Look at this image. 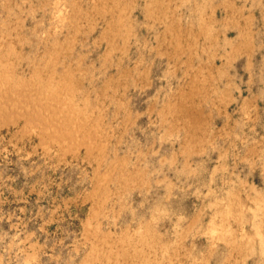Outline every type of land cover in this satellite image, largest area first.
<instances>
[{"label": "rangeland", "instance_id": "obj_1", "mask_svg": "<svg viewBox=\"0 0 264 264\" xmlns=\"http://www.w3.org/2000/svg\"><path fill=\"white\" fill-rule=\"evenodd\" d=\"M106 1L0 0V53L4 56H0V68L7 67L12 75L6 84H11L6 87L9 92L4 94L8 104L15 95L17 99L7 111L0 106V264H111L109 255L111 260H121L120 264H264V0ZM14 50L18 53L11 54ZM40 54L43 60H37ZM42 78L53 81L52 85L46 83L50 90L34 86ZM70 86L76 87L75 92ZM60 96L72 103L51 101ZM58 108L73 113L64 121L66 112ZM170 111L172 114L166 113ZM183 115H190L189 119ZM93 195L99 197V203L91 199ZM229 209L231 214H227ZM91 214H96L95 219ZM216 227L221 230L213 229ZM119 245L127 248L130 257L127 253L118 257ZM130 246L145 251L136 254L138 248L135 251Z\"/></svg>", "mask_w": 264, "mask_h": 264}, {"label": "bare ground", "instance_id": "obj_2", "mask_svg": "<svg viewBox=\"0 0 264 264\" xmlns=\"http://www.w3.org/2000/svg\"><path fill=\"white\" fill-rule=\"evenodd\" d=\"M105 1H106V0H105ZM113 1H114V0H113ZM118 1H119V0H118ZM156 1H157V0H156ZM158 1H160V0H158ZM185 1H186V0H185ZM94 2H95V1H94ZM106 2H107V1H106ZM152 2H153V1H152ZM152 2L150 1V4H151ZM175 2H176V1H175ZM226 2H227V1H226ZM7 3H8V2H7ZM113 3H114V2H113ZM129 3L131 4V2H129ZM134 3H135V2H134ZM153 3H154V2H153ZM163 3H164V2H163ZM227 3H228V2H227ZM231 3H233V2H231ZM117 4H118V3H117ZM122 4H124V3H122ZM150 4H149V6H150ZM158 4H159V3H158ZM160 4H162V3L160 2ZM165 4H166V3H165ZM182 4H183V3H182ZM91 5H92V4H91ZM94 5H97V3H95ZM94 5H93V6H94ZM104 5H105V4H104ZM104 5H103V6H104ZM166 5H167V4H166ZM178 5H179V4H178ZM197 5H198V4H197ZM213 5H214V4H213ZM93 6H92V7H93ZM101 6H102V5H101ZM105 6H106V5H105ZM151 6H152V5H151ZM155 6H156V5H155ZM160 6H161V5H160ZM204 6H205V5H204ZM204 6H203V8H204ZM231 6H232V5H231ZM123 7H124V6H123ZM127 7H128V4H127ZM133 7H134V6H133ZM146 7H147V6H146ZM176 7H177V6H176ZM114 8H115V7H114ZM117 8H118V7H117ZM151 8H152V7H151ZM193 8H195V7H193ZM198 8H200V6H199ZM209 8H210V7H209ZM83 9H84V8H83ZM97 9H99V8H97ZM124 9H125V8H124ZM126 9H127V8H126ZM132 9H133V8H132ZM152 9H153V8H152ZM154 9H155V8H154ZM156 9H157V8H156ZM160 9H161V8H160ZM167 9H168V8H167ZM54 10H55V9H54ZM67 10H68V9H67ZM99 10H100V9H99ZM162 10H163V8H162ZM198 10H199V9H198ZM198 10H197V11H198ZM79 11H81V10H79ZM82 11H83V10H82ZM82 11H81V12H82ZM152 11H153V10H152ZM197 11H196V14H197ZM202 11H204V10H202ZM212 11H213V10H212ZM90 12H91V11H89L88 13H90ZM111 12H112V11H111ZM124 12H125V11H124ZM160 12H161V11H160ZM162 12H163V11H162ZM164 12H165V11H164ZM75 13H76V11H75ZM75 13H74V14H75ZM84 13H85V12H84ZM84 13H83V14H84ZM92 13H93V11H92ZM121 13H123V12H121ZM121 13H120V14H121ZM150 13H151V12H150ZM85 14H87V13H85ZM94 14H95V13H94ZM117 14H118V13H117ZM148 14H149V13H148ZM153 14H154V13H153ZM200 14H201V13H200ZM92 15H93V14H92ZM109 15H110V14H109ZM151 15H152V13H151ZM154 15H155V14H154ZM180 15H181V14H180ZM197 15H198V14H197ZM69 16H70V15H69ZM75 16H76V15H75ZM82 16H83V15H82ZM116 16H117V15H116ZM116 16H115L114 18H116ZM233 16H234V14H233ZM84 17H85V16H84ZM89 17H90V15H89ZM92 17H94V15H93ZM120 17H122L121 19L123 20V17H124V16L122 15V16H119V18H120ZM153 17H154V16H153ZM155 17H156V15H155ZM157 17H158V15H157ZM159 17H160V15H159ZM175 17H177V15H176ZM178 17H179V16H178ZM178 17H177V18H178ZM200 17H201V15H200ZM239 17H241V16H239ZM66 18H67V17H66ZM71 18H72V17H71ZM86 18H87V15H86ZM132 18H133V17H132ZM143 18H144V17H143ZM160 18H161V17H160ZM160 18H159V19H160ZM227 18H228V17H227ZM231 18H232V17H231ZM245 18H246V17H245ZM249 18H251V17H249ZM60 19H61V18H60ZM88 19H89V18H88ZM91 19H92V18H91ZM91 19H90V21H92ZM93 19H94V18H93ZM109 19H110V18H109ZM109 19H108V20H109ZM112 19H113V18H111V20H112ZM124 19H126V18H124ZM133 19H134V18H133ZM139 19H140V18H139ZM155 19H156V18H155ZM197 19H198V18H197ZM204 19H205V18H204ZM241 19H242V18H241ZM66 20H67V19H66ZM66 20H65V21H66ZM72 20H73V19H72ZM111 20H110V22H111ZM201 20H202V19H201ZM205 20H206V19H205ZM205 20H203V21H205ZM208 20H209V19H208ZM237 20H238V19H237ZM237 20H235V24H236V21H237ZM251 20H252V19H251ZM60 21H61V20H60ZM77 21H78V20H77ZM79 21H80V20H79ZM124 21H125V20H124ZM124 21H123V22H124ZM243 21H244V20H243ZM63 22H64V21H63ZM72 22H73V21H72ZM80 22H81V21H80ZM80 22H78V23L81 24L82 22H81V23H80ZM87 22H88V21H87ZM152 22H153V21H152ZM169 22H170V21H169ZM206 22H207V20H206ZM206 22H205V23H206ZM23 23H24V22H23ZM75 23H76V21H75ZM78 23H76V24H78ZM108 23H109V22H108ZM116 23H117V22H116ZM238 23H239V22H238ZM238 23H237V24H238ZM7 24H8V23H7ZM14 24H15V23H14ZM38 24H39V23H38ZM76 24H74V27H75ZM110 24H112V23H110ZM113 24H114V23H113ZM113 24H112V25H113ZM121 24H122V22H121ZM128 24H129V23H128ZM158 24H159V23H158ZM168 24H169V23H168ZM179 24H180V23H179ZM206 24L208 25V23H206ZM209 24H210V23H209ZM212 24H213V22H212ZM212 24H211V25H212ZM246 24H247V23H246ZM22 25H23V24H22ZM89 25H90V24H89ZM112 25H111V26H112ZM163 25H164V23H163ZM171 25H172V23H171ZM191 25H192V24H191ZM201 25H203V24L201 23ZM238 25H239V24H238ZM16 26H17V25H16ZM93 26H94V25H93ZM93 26H92V28H93ZM107 26H108V25H107ZM119 26H121V25H119ZM139 26H140V25H139ZM166 26H167V25H166ZM204 26H205V25H204ZM208 26H209V25H208ZM34 27H35V26H34ZM67 27H68V26H67ZM78 27H79V26H78ZM82 27H83V24H82ZM90 27H91V26H90ZM90 27H89V28H90ZM109 27H110V26H109ZM109 27H107V28L105 27V28L108 29ZM115 27H116V24H115ZM115 27L113 26L112 29L115 28ZM130 27H131V26H130ZM137 27H138V26H137ZM163 27H164V26H163ZM167 27H168V26H167ZM209 27H210V26H209ZM13 28H15V27H13ZM69 28H70V26H69ZM71 28H73V27H71ZM120 28H121V27H120ZM122 28H123V27H122ZM127 28H128V27H127ZM202 28H203V27H202ZM249 28H250V27H249ZM6 29H7V27H6ZM73 29H74V28H73ZM77 29H78V28H77ZM116 29H119V28H116ZM116 29H115V30H116ZM165 29H167V28H165ZM168 29H169V28H168ZM172 29H173V28H172ZM207 29H208V28H207ZM211 29H212V28H211ZM211 29H210V30H211ZM1 30H2V29H1ZM52 30H53V29H52ZM170 30H171V28H170ZM179 30H180V29H179ZM243 30H244V28H243ZM243 30H242V31H243ZM247 30H248V29H247ZM43 31H44V29H43ZM45 31H46V30H45ZM77 31H78V30H77ZM77 31L75 30L76 33H77ZM110 31H111V28H110ZM130 31H131V30H130ZM130 31H128V32H129V35H131V34H130ZM132 31H133V29H132ZM132 31H131V32H132ZM163 31H164V30H163ZM195 31H196V30H195ZM201 31H202V30H201ZM204 31H205V29H204ZM208 31H209V29H208ZM212 31H213V30H212ZM212 31H211V33L209 32L211 35H212ZM245 31H246V30H245ZM6 32H7V31H6ZM17 32H18V31H17ZM36 32H37V30H36ZM53 32H54V31H53ZM81 32H82V30H81ZM84 32H85V31H84ZM111 32H114V31L112 30ZM117 32H118V30H117ZM124 32H125V31H124ZM246 32H247V34H249L248 31H246ZM34 33H35V32H34ZM34 33H33V35H34ZM38 33H39V32H38ZM103 33H104V31H103ZM109 33H110V32H109ZM206 33H207V32H206ZM242 33H243V32H242ZM8 34H9V33H8ZM13 34H14V33H13ZM19 34H20V33H19ZM110 34H111V33H110ZM115 34H117V33H115ZM177 34H178V33H176V35H177ZM245 34H246V33H245ZM247 34H246V35H247ZM4 35H5V33H4ZM100 35H101V34H100ZM134 35H135V34H134ZM174 35H175V32H174ZM243 35H244V34H243ZM249 35H250V34H249ZM249 35H247V36H249ZM125 36H126V34H125ZM164 36H165V35H163V37H164ZM182 36H183V35H182ZM187 36H188V35H187ZM196 36H198V35H196ZM196 36H195V35H194V36L192 35V37H194V38H195ZM208 36H209V35H208ZM216 36H217V35H216ZM2 37H3V35H2ZM72 37H73V36H72ZM171 37H172V35H171ZM179 37H180V36H179ZM212 37H213V36H212ZM212 37H211V38H212ZM252 37H254V36H252ZM0 38H1V37H0ZM41 38H42V36H41ZM66 38H67V37H66ZM73 38H74V37H73ZM73 38H72V40H73ZM123 38H126V37H123ZM168 38H169V37H168ZM177 38H178V37H177ZM194 38H193V39H194ZM204 38H206V36H205ZM207 38H208V37H207ZM214 38H215V37H214ZM45 39H46V37H45ZM45 39H44V40H45ZM98 39H99V37H98ZM121 39H122V37H121ZM128 39H129V38H128ZM164 39H165V38H164ZM173 39H174V37H173ZM198 39H199V38H198ZM215 39H216V38H215ZM3 40H4V39H3ZM5 40H6V39H5ZM9 40H10V39H9ZM50 40L53 41V39H50ZM54 40H55V39H54ZM63 40H64V39H63ZM67 40H69V39H67ZM67 40H66V43H67ZM72 40H71V41H72ZM112 40H113V38H112ZM112 40H111V41H112ZM122 40H123V39H122ZM169 40H170V39H169ZM179 40H180V38L178 39V43H179ZM190 40H191V39H190ZM7 41H8V40H7ZM15 41L17 42V40H15ZM47 41H48V40H47ZM55 41H56V40H55ZM55 41H54V42H55ZM57 41H58V40H57ZM142 41H143V40H142ZM164 41H165V40H164ZM208 41H209V40H208ZM216 41H217V39H216ZM216 41H215V42H216ZM252 41H253V39H252ZM18 42H19V41H18ZM48 42H50V41H48ZM136 42H137V41H136ZM157 42H158V41H157ZM186 42H187V41H186ZM194 42H195V41H193V43H194ZM241 42H242V41H241ZM56 43H57V42H56ZM71 43H72V42H71ZM76 43H77V42H76ZM108 43H109V42H108ZM123 43H124V42H123ZM168 43H169V42H168ZM174 43H176V40H175ZM180 43H181V42H180ZM248 43H249V42H248ZM0 44H1V42H0ZM54 44H55V43H53V45H54ZM68 44H70V41L68 42ZM68 44H67V47H69ZM125 44H126V43H125ZM163 44H164V43H163ZM172 44H173V43H172ZM181 44H183V43H181ZM210 44H211V43H210ZM246 44H247V43H246ZM9 45H10V43H9ZM55 45H56V44H55ZM109 45H110V43H109ZM114 45H115V44L113 43V47H114ZM159 45H160V44H159ZM170 45H171V42H170ZM249 45H250V44H249ZM253 45H254V44H253ZM1 46H2V45H1ZM1 46H0V47H1ZM3 46H4V45H3ZM13 46H14V44H13ZM20 46H21V45H20ZM44 46L46 47V45H44ZM59 46H60V43H59ZM65 46H66V45H65ZM72 46H73V45H71V49H72ZM110 46H111V45H110ZM125 46H126V45H125ZM125 46L123 45L122 48H124ZM138 46H139V45H138ZM156 46H157V45H156ZM237 46H238V45H237ZM239 46H240V45H239ZM242 46H245V45H242ZM8 47H10V46H8ZM8 47H6V50H7ZM157 47H158V46H157ZM157 47H156V48H157ZM175 47H176V46H175ZM175 47H174V48H175ZM245 47H248V46H245ZM55 48H56V47H55ZM58 48H60V47H58ZM114 48H115V47H114ZM127 48H128V46H127ZM183 48H184V47H183ZM202 48H203V47H202ZM251 48H253V46H251ZM4 49H5V48H4ZM9 49H10V48H9ZM11 49H12V48H11ZM64 49H65V47H64ZM66 49H67V48H66ZM157 49H158V48H157ZM170 49H171V48H170ZM180 49H181V48H180ZM180 49H178V50H180ZM238 49H239V48H238ZM238 49H237V50H238ZM243 49H244V48H243ZM12 50H13V49H12ZM12 50H11V51H12ZM55 50H56V49H55ZM58 50H59V49H58ZM58 50H57V51H58ZM119 50H120V48H119ZM125 50H126V49H125ZM127 50H128V49H127ZM204 50H205V49H204ZM237 50H236V52H237ZM3 51H4V50H3ZM62 51H63V49H62ZM123 51H124V50H123ZM189 51H190V50H189ZM205 51H206V50H205ZM6 52H7V51H6ZM9 52H10V50H9ZM14 52H17V53H18V50H17V51L14 50L13 53L11 52V54H14ZM19 52H21V51H19ZM42 52H43V51H42ZM47 52L50 53L49 50H48ZM53 52H54V51H53ZM55 52H56V51H55ZM71 52H72V51H71ZM107 52H108V53L110 52L109 49H108ZM120 52H121V51H120ZM190 52H191V51H190ZM206 52H207V51H206ZM3 53H4V52H3ZM57 53H58V52H57ZM166 53H167V52H166ZM195 53H196V51H195ZM11 54H10V55H11ZM47 54H48V53H47ZM53 54H54V53H52V55H53ZM55 54H56V53H55ZM59 54H60V52H59ZM105 54H106V53H105ZM138 54H139V53H138ZM140 54H141V52H140ZM180 54H181V53H180ZM5 55H6V53H5ZM18 55H19V54H18ZM35 55H36V54H35ZM40 55H41V54H40ZM43 55H44V54H43ZM49 55H50V54H49ZM49 55H48V57H47L48 59L52 57V56L49 57ZM64 55L66 56V54H64ZM181 55H182V54H181ZM196 55H197V54H196ZM211 55H212V53H211ZM0 56L2 57L3 54L1 55V53H0ZM12 56H13V55H12ZM14 56L16 57L17 55H14ZM55 56L58 57L57 55H55ZM61 56H62V55H61ZM109 56H110V54H109ZM118 56H119V55H118ZM198 56H199V55H198ZM1 57H0V58H1ZM10 57H11V56H10ZM19 57H20V56H19ZM21 57L23 58V54H21ZM21 57H20V59H21ZM24 57H25V56H24ZM28 57H29V56H28ZM28 57H27V58H28ZM41 57H43V56L41 55L40 57H37V60H38V58H39V60H43V59H44V58H43V59H40ZM3 58H4V56H3ZM17 58H18V56H17ZM32 58H33V57H32ZM109 58H110V57H109ZM1 59H2V58H1ZM6 59H7V58H6ZM48 59H47V60H48ZM51 59H52V58H51ZM53 59H55L54 56H53ZM56 59H57V58H56ZM116 59H117V58H116ZM226 59H227V58H226ZM11 60H12V59H10V61H11ZM32 60H33V59H32ZM118 60H119V59H118ZM1 61H3V59H2ZM13 61H14V60H13ZM45 61H46V59H45ZM45 61H44V62H45ZM53 61H54V60H53ZM172 61H173V60H172ZM181 61H182V60H181ZM5 62L7 63L6 60H5L3 63H5ZM36 62H37V61H36ZM49 62H51V61H48V63H49ZM54 62H55V64H57V63H56V60H55ZM116 62H117V61H116ZM116 62H115V63H116ZM123 62H124V61H123ZM173 62H174V61H173ZM0 63H1V62H0ZM18 63H19V62H18ZM20 63H21V62H20ZM41 63H42V62H41ZM117 63H118V62H117ZM117 63H116V64H117ZM7 64H8V63H7ZM16 64H17V61H16ZM16 64H15V65H16ZM31 64H32V63H31ZM43 64H44L43 66H45L46 63H43ZM50 64H52V62H51ZM135 64H138V63H135ZM8 65H9V64H8ZM15 65H14V66H15ZM17 65H18V64H17ZM17 65H16V67H18ZM19 65H20V64H19ZM38 65H39V64H38ZM38 65H37V66H38ZM11 66H12V65H11ZM14 66H13V67H14ZM32 66H33V65H32ZM43 66H42V67H43ZM52 66H53V64L51 65V67H52ZM133 66H134V65H133ZM4 67H5V66H2V68H0V106H1V105H4V107L6 106L5 111H7V109H9V108H7L8 105H9V107H10V106H13L12 103H13L14 97H15L16 95H15L14 97L12 96V95L15 94V92H14V94L11 95V97H13V99L10 98V96L8 97V98L11 99V104H8L7 101H6V100H8V99H7V96H5L4 93H8V92H9V91L6 92V87H7V88H8V86L11 87V84H10V85L8 84V86H7L6 84L9 83V81H7L8 79H12V75L10 74L11 72H9V70L7 69V67H5V68H4ZM16 67H15V68H16ZM26 67H27V66H26ZM47 67H48V66H47ZM66 67L68 68V67H70V65H68V63H66ZM20 68H21V67H20ZM36 68H37V67H36ZM53 68H54V66H53ZM55 68H56V66H55ZM55 68H54V70H55ZM67 68H66V69H67ZM71 68H72V66H71ZM134 68H136V67H134ZM134 68H133V69H134ZM21 69H23V68H21ZM21 69H20V71H21ZM33 69H34V68H33ZM48 69H49V68H48ZM51 69H52V68H51ZM119 69H120V67H119ZM127 69H128V68H127ZM205 69H206V68H205ZM207 69H208V68H207ZM216 69H218V67H217ZM216 69H215V70H216ZM18 70H19V69H18ZM35 70H36V69H35ZM35 70H31V74L34 75V73H32V71H35ZM49 70H50V69H49ZM52 70H53V69H52ZM61 70H62V69H61ZM125 70H126V69H125ZM201 70H202V69H201ZM220 70H221V69H220ZM13 71H14V70H13ZM20 71H19V72H20ZM22 71H23V70H22ZM36 71H38V68H37ZM40 71H41V70H40ZM56 71H57V70H55L54 72H56ZM73 71H74V70H72V72H73ZM134 71H136V70H134ZM134 71H133V72H134ZM137 71H138V70H137ZM143 71H144V70H143ZM19 72H18V73H19ZM44 72H45V71H44ZM44 72H43V73H44ZM46 72H47V70H46ZM46 72H45V73H46ZM58 72H59V71H58ZM65 72H66V71H65ZM67 72H68V71H67ZM67 72H66V73H67ZM119 72L121 73V71H119ZM119 72H118V73H119ZM140 72H141V71H140ZM14 73H15V72H14ZM24 73H25V72H24ZM35 73H36V72H35ZM50 73H51V71H50L48 74L50 75ZM69 73H70V72H69ZM73 73H74V72H73ZM103 73H104V72H103ZM124 73H125V72H124ZM15 74H16V73H15ZM25 74H26V73H25ZM27 74H28V73H27ZM37 74H39V73H37ZM54 74H55V73L51 74V76L53 77ZM56 74H57V72H56ZM59 74H60V73H59ZM70 74H71V73H70ZM122 74H123V73H122ZM126 74H128V73H126ZM28 75H29V74H28ZM33 75H32V77H33ZM35 75H36V74H35ZM46 75H47V74H46ZM49 75H48V76H49ZM57 75H58V74H57ZM66 75H67V74H66ZM73 75H74V74H73ZM136 75H137V74H136ZM217 75H219L218 72H217ZM220 75H221V74H220ZM220 75H219V77H221ZM17 76H19V75H17ZM20 76H22V75H20ZM44 76H45V75H44ZM48 76H47V77H48ZM58 76H59V75H58ZM67 76H68L69 78H68ZM67 76H66V77H67L68 79L71 80L70 76H69V75H67ZM78 76H79V75H78ZM107 76H108V75H107ZM124 76H125V75H124ZM124 76H123V77H124ZM36 77H37V76H36ZM36 77H35V79H37ZM38 77L41 78L42 76L39 75ZM45 77H46V76H45ZM52 77L49 76L48 78H52ZM60 77H61V74H60ZM75 77H76V76H75ZM118 77H120V76L118 75ZM121 77H122V76H121ZM128 77H129V76H128ZM144 77H145V76H144ZM17 78H18V77H17ZM17 78H16V79H17ZM26 78H27V77H26ZM29 78L31 79V77L28 76V81H30ZM48 78H47V79H48ZM53 78H54V77H53ZM64 78H65V76H64ZM114 78H115V77H114ZM130 78H132V77H130ZM13 79H15V76H14ZM16 79H15V80H16ZM24 79H25V78H24ZM47 79H46V82H44V78L39 79L38 82H37V83H39V84H36V82L34 83V81H35V80H34V81H33V83L35 84L34 86L38 85V87H40V88H44V87H45V88H47V89L49 88V90H50V87H49V86L52 85L51 83H52L53 81H52V79H51L52 82L49 83V82H50V79H49V82L47 83V81H48ZM55 79H57V78H55ZM55 79H53V80H54V82L56 81V83H57V80H55ZM68 79H67V81L69 82L70 80H68ZM188 79H189V78H188ZM203 79H204V78H203ZM15 80H14V81H15ZM18 80H19V79H18ZM25 80H26V79H25ZM59 80H60V78L58 79V81H59ZM77 80H78V79H77ZM112 80H113V79H112ZM126 80H127V79H126ZM201 80H202V79H201ZM20 81H21V80H20ZM23 81H24V80H23ZM39 81H40V82H39ZM42 81H43V82H42ZM62 81H64V80H62ZM62 81H61V83H64V82H62ZM107 81H109V80H107ZM192 81H193V80H192ZM203 81H204V80H203ZM105 82H106V80H105ZM126 82H127V81H126ZM213 82H214V81H213ZM10 83H11V82H10ZM19 83H20V82H19ZM23 83H24V82H23ZM23 83H22V85H23ZM31 83H32V82H31ZM46 83H47V84H50V85L48 86ZM72 83H73V82H72ZM107 83H108V82H107ZM107 83H106V85H107ZM24 84H25V83H24ZM65 84H66V82H65ZM73 84H74V83H73ZM125 84H126V83H125ZM125 84H124V85H125ZM127 84H128V83H127ZM190 84H191V83H190ZM192 84H193V83H192ZM216 84H217V83H216ZM27 85H29V83H28ZM53 85H54V84H53ZM63 85H64V84H63ZM120 85H121V84H120ZM193 85H194V84H193ZM208 85H209V84H208ZM23 86H24V85H23ZM55 86H57V84H56ZM60 86H61V85H60ZM76 86H78V85H76ZM104 86H105V84H104ZM121 86H122V85H121ZM125 86H126V85H125ZM125 86H124V87H125ZM194 86H195V85H194ZM200 86H201V85H200ZM212 86H213V85H212ZM20 87H21V86H20ZM29 87H31V86H29ZM52 87H54V86H52ZM63 87H64V86H63ZM63 87H62V88H63ZM70 87H71V86H70ZM72 87H73V86H72ZM72 87H71V88H72ZM74 87H75V86H74ZM74 87H73L72 89H73L74 92H75ZM105 87H106V86H105ZM107 87H110V86L107 85ZM107 87H106V89H107ZM115 87H116V86H115ZM115 87H114V88H115ZM118 87H119V86H118ZM197 87H198V86H197ZM23 88H24V87H23ZM40 88H39V89H40ZM45 88H44L43 91H45ZM58 88H59V87H58ZM58 88H57V89H58ZM62 88H60V89H62ZM66 88H69V86H67V87L65 86V87H64V89H66ZM75 88H76V87H75ZM77 88H79V87H77ZM103 88H104V87H103ZM111 88H112V87H111ZM111 88H110V89H111ZM114 88H112V89H114ZM195 88H196V86H195ZM204 88H205V87H204ZM207 88H208V87H207ZM215 88H216V87H215ZM47 89H46V90H47ZM54 89H55V88H54ZM54 89H52V91H53ZM64 89H63V90H64ZM108 89H109V88H108ZM112 89H111V90H112ZM193 89H194V88H193ZM198 89H199V88H198ZM200 89H201V88H200ZM221 89H222V88H221ZM8 90H9V89H8ZM12 90H13V89H12ZM12 90H11V88H10V91H11V92H13ZM17 90H19V89H17ZM81 90H82V89H81ZM114 90H115V89H114ZM118 90H119V88H118ZM122 90H123V87H122ZM24 91H25V90H24ZM26 91H28V90H26ZM26 91H25V92H26ZM37 91H38V88H37ZM41 91H42V90H41ZM52 91H50V92L47 91V92H49V94H50ZM56 91H58V90H56ZM77 91H78V90H77ZM77 91H76V92H77ZM112 91H113V90H112ZM186 91H187V90H186ZM212 91H213V90H212ZM62 92H64V91H62ZM115 92H116V91H115ZM120 92H121V91H120ZM184 92H185V91H184ZM30 93H31V92H30ZM33 93H34V92H33ZM43 93H44V92H43ZM68 93H69V91L67 92V90H66V95H67ZM78 93H80V92H78ZM78 93H77V95H78ZM118 93H119V92H118ZM190 93H191V90L189 91L188 94L190 95ZM220 93H221V92H220ZM35 94H36V93H35ZM47 94H48V93H47ZM47 94H46V95H47ZM51 94H55V92H54V93L52 92ZM74 94H75V93H74ZM199 94H200V93H199ZM28 95H29V93H28ZM30 95H31V94H30ZM30 95H29V96H30ZM32 95H33V94H32ZM58 95H61V93L58 94ZM72 95H73V93H72ZM26 96H27V94H26ZM52 96H53V95H52ZM61 96H63V94H62ZM61 96L59 97V100H58V99H51V101H53V100H57V101H59V104L61 103V101H62V103L64 102L65 104L68 103V102H65V100L63 101V100H62L63 98H62ZM98 96H99V95H98ZM180 96H181V95H180ZM191 96H193V92H192V95H191ZM4 97H5V98H4ZM37 97H38V96H37ZM42 97H43V95H42ZM50 97H51V96H50ZM53 97H54V96H53ZM55 97H56V95H55ZM63 97H65V96H63ZM66 97H67V96H66ZM66 97H65V99H66ZM70 97H71V95H70ZM73 97H74V95H73ZM79 97H80V96H79ZM186 97H187V96H186ZM204 97H205V96H204ZM206 97H207V96H206ZM17 98H18V97H17ZM30 98H31V96H30ZM32 98L35 100L34 96H32ZM43 98H44V97H43ZM67 98H69V97H67ZM118 98H119V97H118ZM118 98H117V99H118ZM127 98H128V97H127ZM179 98H180V97H179ZM211 98H212V97H211ZM221 98H222V97H221ZM4 99H5V100H4ZM10 99H9V100H10ZM28 99H29V97H28ZM37 99H38V98H37ZM45 99H46V98H45ZM48 99H49V98H48ZM71 99L74 100L72 97H71ZM75 99H76V98H75ZM207 99H208V98H207ZM15 100H17V99H15ZM15 100H14V101H15ZM24 100H25V99H24ZM38 100H39V99H38ZM101 100H102V99H101ZM113 100H114V99H113ZM182 100H183V99H182ZM184 100H185V98H184ZM218 100H219V98H218ZM5 101H6V102H5ZM26 101H27V100H26ZM26 101H25V102H26ZM57 101H56V102H57ZM68 101H69V103L71 102L70 100H68ZM79 101H80V100H79ZM81 101H82V100H81ZM81 101H80V102H81ZM120 101H122V99H120ZM178 101H179V100H178ZM185 101H186V100H185ZM195 101H196V100H195ZM16 102H17V101H16ZM18 102H20V101H18ZM32 102H33V101H32ZM39 102H40V101H39ZM83 102H84V99H83ZM116 102L119 103L118 101H116ZM196 102H197V101H196ZM9 103H10V101H9ZM33 103H34V102H33ZM41 103H42V102H41ZM49 103H50V102H49ZM57 103H58V102H57ZM62 103H61V105H62ZM69 103H68V104H69ZM71 103H72V102H71ZM121 103H122V102H121ZM186 103H187V102H186ZM46 104H47V103H46ZM46 104H45V105H46ZM59 104H58L59 108L62 107V109H63V106H61V105H59ZM73 104H74V103H73ZM84 104H85V102H84ZM99 104H100V103H99ZM122 104H123V103H122ZM15 105H16V104H15ZM25 105H26V104H25ZM36 105L39 106V104H37V103H36ZM50 105H52V103H51ZM66 105H67V104H66ZM75 105H77V103H75ZM78 105H79V104H78ZM123 105H124V104H123ZM177 105H178V104H177ZM22 106H24V105H22ZM29 106L31 107V106H34V105H31V104H30ZM42 106H43V104H42ZM60 106H61V107H60ZM67 106H68V105H67ZM67 106H65L64 109H65V108H68ZM79 106H80V105H79ZM90 106H91V105H90ZM120 106H121V105H120ZM168 106L170 107V106H172V104H171V105L168 104ZM1 107H3V106H1ZM4 107H3V109H4ZM16 107H18V106L16 105ZM16 107H12V108L14 109V108H16ZM39 107H40V106H39ZM39 107H38V108H39ZM48 107H49V106H48ZM55 107L57 108V106H55ZM70 107H71V106H70ZM82 107H83V106H81V108H82ZM97 107H98V106H97ZM189 107H190V105H189ZM191 107H192V106H191ZM196 107H197V106H196ZM21 108H24V109H25V107H21ZM56 108H55V109H56ZM59 108H58V109H59ZM104 108H105V107H104ZM166 108H168V107H166ZM175 108H176V107H175ZM175 108H174V109H175ZM241 108H242V107H241ZM243 108H244V106H243ZM24 109H23V110H24ZM26 109H28V107H27ZM44 109H45V108H44ZM47 109H48V108H47ZM49 109H50V108H49ZM62 109H59V110H62ZM69 109H70V108H69ZM69 109H68V110H69ZM71 109H73V105H72V108H71ZM74 109H75V107H74ZM87 109H88V108H87ZM87 109H86V110H87ZM93 109H94V108H93ZM101 109H102V108H101ZM168 109H169V108H168ZM174 109H173V110H174ZM193 109H194V107H193ZM1 110H2V109H1ZM23 110H21V111L24 112ZM36 110H38V109H36ZM96 110H97V109H96ZM199 110H200V109H199ZM13 111H14V110H13ZM19 111H20V108H19ZM25 111H26V110H25ZM34 111H35V110H34ZM41 111H42V109H41ZM43 111H44V110H43ZM72 111H73V110L69 111V113H73ZM76 111H78V109H77ZM79 111H80V110H79ZM165 111H166V110H165ZM165 111H164V112H165ZM194 111H195V110H194ZM10 112H12V111H9V112H7V113H10ZM17 112H18V111H17ZM22 112H21V115H22ZM27 112H28V111H27ZM55 112H56V113H57V112L60 113L58 110L55 111ZM64 112H66V111L62 110V113H64ZM88 112H89V111H88ZM128 112H129V111H128ZM171 112H173V111L166 112V113H167V114H168V113L170 114ZM0 113H1V112H0ZM2 113H3V112H2ZM4 113H5V112H4ZM7 113H6V114H7ZM40 113H42V112H40ZM51 113H52V112H51ZM69 113H67V112L64 113V114H65V115H64V121H65V119H67L66 117L69 116V115H68ZM75 113H76V112H74V114H72V115H76ZM77 113H78V112H77ZM90 113H91V112H90ZM103 113H104V112H103ZM125 113H126V112H125ZM177 113H178V112H177ZM183 113H184V112H183ZM192 113H195V112H192ZM16 114H17V113H16ZM19 114H20V113H19ZM25 114H27V113H25ZM34 114H35V113H34ZM84 114H85V113H84ZM91 114H92V113H91ZM98 114H99V113H98ZM101 114H102V113H101ZM171 114H172V113H171ZM184 114H185V113H184ZM196 114H197V113H196ZM12 115L14 116V113H12ZM27 115H28V114H27ZM30 115H32V114H30ZM43 115H44V113H43ZM60 115H61V114H60ZM72 115H71V116H72ZM88 115H89V113H88ZM92 115H93V114H92ZM92 115H90V116H92ZM116 115H117V113H116ZM176 115H177V114H176ZM187 115H188V114H187ZM190 115H193V114H190ZM190 115H189V116H190ZM198 115H199V114H198ZM8 116H9V115H8ZM10 116H11V115H10ZM13 116H12V117H13ZM23 116H24V113H23ZM25 116H26V115H25ZM32 116H34V115H32ZM47 116H48V115H47ZM53 116H54V114H53ZM55 116H56V115H55ZM71 116H70V117H71ZM76 116H77V115H76ZM183 116H184V115H183ZM189 116H187V117L184 116V117H186V118L189 119ZM5 117H6V115H5ZM14 117H15V116H14ZM19 117H20V115H19ZM19 117H18V118H19ZM70 117H69V120H70L71 123H72V119H70ZM73 117H74V116H73ZM80 117H82V115H81ZM80 117H79V118H80ZM86 117L88 118L87 115H86ZM94 117H95V116H94ZM94 117H93V118H94ZM127 117H128V116H127ZM160 117H162V116H160ZM175 117H176V116H175ZM192 117H193V119H195V117H197V116H192ZM192 117H191V118H192ZM7 118H8V117H7ZM10 118H11V117H9V119H10ZM22 118H23V117H22ZM28 118H29V116L26 117V119H28ZM31 118H32V117H31ZM35 118H37V117H35ZM50 118H51V117H50ZM53 118H54V117H53ZM59 118H61V117H59ZM59 118H55V119L57 120V119H59ZM76 118H78V116H77ZM82 118H83V117H82ZM84 118H85V116H84ZM87 118H86V119H87ZM97 118H99V117H97ZM172 118H173V117H172ZM19 119H20V118H19ZM38 119H39V117H38ZM55 119H52L53 122L56 121ZM61 119H63V118H61ZM91 119H92V118H91ZM100 119H101V118H100ZM126 119H127V118H126ZM197 119H198V118H196V121H197ZM0 120H1V119H0ZM23 120H24V119H23ZM87 120H88V119H87ZM89 120H90V119H89ZM182 120H183V119H182ZM184 120H185V119H184ZM26 121H28V120H26ZM32 121H34V120H32ZM60 121H61V120H60ZM84 121H85V120H84ZM96 121H97V120H96ZM162 121H163V120H162ZM23 122H24V121H23ZM30 122H31V121H30ZM62 122H63V120H62ZM77 122H78V121H77ZM87 122H88V121H87ZM100 122H101V121H100ZM182 122H183V121H182ZM21 123H22V122H21ZM21 123H20V124H21ZM24 123H26V125H27V124L29 123V121H28V123H27V122H24ZM31 123H33V122H31ZM80 123H81V122H80ZM83 123H84V122H83ZM90 123H92V122H90ZM98 123H99V122H98ZM15 124H16V123H15ZM37 124H38V123H37ZM45 124H46V123H45ZM55 124L57 125V127L59 126V125L57 124V122H56ZM55 124H54V125H55ZM59 124H60V123H59ZM72 124H73V123H72ZM72 124H71V125H72ZM74 124H75V123H74ZM84 124H85V123H84ZM92 124H93V123H92ZM185 124H186V122H185ZM196 124H197V123H196ZM199 124H201V123H199ZM61 125H62V124H61ZM95 125H96V124H95ZM190 125L192 126L193 124L190 123L189 126H190ZM205 125H206V124H205ZM50 126H51V124H50ZM68 126H69V125H68ZM83 126H84V125H83ZM88 126H89V125H88ZM182 126H183V125H182ZM55 127H56V126H55ZM55 127H54V128H55ZM77 127H78V126H77ZM80 127H81V126H80ZM80 127H79V128H80ZM104 127H105V126H104ZM34 128H35V127H34ZM59 128H60V126H59ZM59 128H58V129H59ZM69 128H70V127H69ZM74 128H75V130H76V127H74ZM81 128H84V127H81ZM89 128H91V126H90ZM89 128H88V129H89ZM190 128H191V127H190ZM192 128H193V127H192ZM48 129H50V128H48ZM48 129H46V131H50V130H48ZM71 129H72V128H71ZM86 129H87V128H86ZM93 129H96V130L98 129V130H99V128H96V127H94ZM93 129H92V130H93ZM100 129H101V128H100ZM23 130H24V129H23ZM36 130H37V129H36ZM41 130H42V129H41ZM55 130H56V128H55ZM83 130H85V129H83ZM89 130H90V129H89ZM101 130H102V129H101ZM101 130H100V131H101ZM171 130H172V129H171ZM182 130H183V129H182ZM194 130H195V127H194ZM58 131H59V130H58ZM58 131H56V132H58ZM66 131H69V130H66ZM71 131L73 132V129H72ZM77 131H78V130H77ZM90 131H91V130H90ZM100 131H99V133H101ZM102 131H103V130H102ZM173 131H174V130H173ZM205 131H206V130H205ZM42 132H43V131H42ZM53 132H55V131L53 130ZM62 132H63V130H62ZM62 132H58V133L61 134ZM78 132H79V131H78ZM178 132H179V131H178ZM191 132H192V131H191ZM201 132H202V131H201ZM40 133H41V132H40ZM40 133H38L39 136H40ZM50 133H51V131H50ZM64 133H65V132H64ZM74 133H75V132H74ZM94 133H95V132H94ZM99 133H98V134H99ZM176 133H177V132H176ZM48 134H49V133H48ZM48 134H47V135H48ZM54 134H55V133H54ZM60 134H58V136H59ZM62 134H63V133H62ZM82 134H83V132H82ZM86 134H87V133H86ZM89 134H90V133H89ZM92 134H93V133H92ZM96 134H97V131H96ZM96 134H94V135H96ZM101 134H102V133H101ZM179 134H180V133H179ZM184 134H185V133H184ZM49 135H50V134H49ZM76 135H77V134H76ZM87 135H88V134H87ZM87 135H86V136H87ZM94 135H93V136H94ZM175 135H176V134H175ZM180 135H181V134H180ZM189 135H190V134H189ZM199 135H200V134H199ZM42 136H43V134H42ZM51 136H53V135L51 134ZM64 136H65V135H64ZM64 136H62V138H63ZM86 136L84 137V139L86 138ZM88 136H89V135H88ZM88 136H87V137H88ZM96 136H97V135H96ZM106 136H107V135H106ZM47 137H48V136H47ZM49 137H50V136H49ZM66 137H67V136H65V139L68 138V137H67V138H66ZM74 137H75V136H74ZM99 137H100V134H99ZM99 137H98V138H99ZM191 137H192V136H191ZM191 137H190V138H191ZM71 138H72V137H71ZM184 138H185V137H184ZM200 138H201V137H200ZM39 139H40V138H39ZM46 139H47V138H46ZM56 139H57V138H56ZM74 139H75V140L77 139V141H78V138H77V137H75ZM79 139H80V137H79ZM188 139H189V138H188ZM198 139H199V138H198ZM198 139H196V140H198ZM203 139H204V138H203ZM50 140H51V138H50ZM106 140H107V138H106ZM199 140H202V139H199ZM204 140H206V138H205ZM204 140H203V141H204ZM42 141H44V140H42ZM42 141H41V142H42ZM52 141H53V140H52ZM66 141H67V140H66ZM68 141H70L69 138H68ZM98 141H99V139H98ZM193 141H194V140H193ZM63 142H64V141H63ZM82 142H83V141H82ZM185 142H186V141H185ZM198 142H199V141H198ZM201 142H202V141H201ZM47 143H49V142H47ZM61 143H62V142H61ZM80 143H81V142H80ZM105 143H106V142H105ZM188 143H189V142H188ZM193 143H194V142H193ZM204 143H205V142H204ZM207 143H208V142H207ZM67 144H68V143H66V146H67ZM106 144H107V143H106ZM199 144H200V142H199ZM199 144H198V146H199ZM61 145H62V144H61ZM72 145H74L73 142H72ZM90 145H91V144H90ZM192 145H193V144H192V142H191V146H192ZM103 146H104V145H103ZM103 146H102V147H103ZM113 146H114V145H113ZM189 146H190V145H189ZM191 146H190V147H191ZM194 146H195V143H194ZM194 146H193V147H194ZM69 147H70V146H69ZM91 147H92V146H91ZM93 147H94V146H93ZM93 147H92V148H93ZM201 147H204V146H202V144H201ZM53 148H54V147H53ZM63 148H64V147H63ZM63 148H62V149H63ZM70 148H71V147H70ZM70 148H67V149H70ZM95 148H96V146H95ZM113 148H114V147H113ZM186 148H187V146H186ZM191 148H192V147H191ZM198 148H199V147H198ZM67 149H66V150H67ZM201 149H202V148H201ZM63 150H64V149H63ZM70 150H72V149H70ZM73 150H76V149H75V146H74V149H73ZM78 150H79V148H78ZM92 150H93V149H92ZM61 151H62V150H61ZM67 151H69V150H67ZM103 151H104V150H103ZM185 151L188 152V151H189V148H188L187 150H185ZM194 151H195V150H194ZM187 152H186V153H187ZM196 152H197V150H196ZM63 153H64V151H63ZM101 153H102V151H101ZM103 153H104V152H103ZM57 154H58V153H57ZM187 154H188V153H187ZM61 155H62V154H61ZM76 155H77V154H76ZM87 156H88V155H87ZM58 157H59V156H58ZM75 157H76V156H75ZM104 157H105V156H104ZM85 158H86V157H85ZM101 159H103V158L101 157ZM104 159H105V158H104ZM111 159H112V158H111ZM87 161H88V160H87ZM111 161H112V160H111ZM114 162H115V161H114ZM121 162H122V161H121ZM126 162H127V161H125V163H126ZM111 163H112V162H111ZM117 163H118V160H117ZM126 164H127V163H126ZM119 165H120V164H119ZM120 166H121V165H120ZM93 167H94V166H93ZM118 167H119V166H118ZM121 167H122V166H121ZM121 167H120V168H121ZM123 168H125V167H123ZM136 170H137V169H136ZM115 171H116V170H115ZM115 171H114V172H115ZM125 171H126V170H125ZM131 171H132V170H131ZM138 171H139V170H138ZM138 171H136V172H138ZM93 172H94V171H93ZM107 172H108V171H107ZM116 172H117V171H116ZM105 174H106V173H105ZM105 174H104V175H105ZM107 174H108V175H111V173H107ZM140 174H142V173H140ZM108 175H107V176H108ZM112 175H113V174H112ZM121 175H122V174H121ZM129 175H130V172H129ZM142 175H143V174H142ZM114 176H115V175H114ZM100 177L102 178L103 176H100ZM119 177H120V175H119ZM121 177H122V176H121ZM121 177H120V178H121ZM131 177H132V176H131ZM138 177H139V176H138ZM138 177H137V178H138ZM95 178H96V177H95ZM101 178H100V179H101ZM106 178H107V177H106ZM123 178H124V177H123ZM146 178H147V177H146ZM100 179H99V180H100ZM104 179H105V178H104ZM139 179H140V178H139ZM143 179H144V178H143ZM95 180H96V179H95ZM101 180H102V179H101ZM106 180H107V179H106ZM130 181H131V180H130ZM136 181H137V180H136ZM145 181H146V180H145ZM147 181H148V180H147ZM126 182H128V179H127ZM131 182H132V181H131ZM131 182H130V183H131ZM101 183H102V182H101ZM132 183H133V182H132ZM140 183H142L141 180H140ZM98 184H99V183H98ZM122 184H123V183H122ZM122 184H121V185H122ZM99 185H100V184H99ZM99 185H97V187H98ZM144 185H145V184H144ZM97 187H96V188H97ZM126 187H127V186H126ZM103 188H104V187H103ZM97 189H98V188H97ZM98 190H99V189H98ZM91 191H92V190H91ZM91 191H89V192H91ZM96 192H97V191H96ZM103 192H104V190H103ZM103 192H102V193H103ZM107 192H108V191H107ZM91 193H92V192H91ZM89 194H90V193H89ZM93 194H96V193H93ZM105 194H106V193H105ZM107 194L109 195V193H107ZM107 194H106V195H107ZM87 195H88V194H87ZM90 195H91V194H90ZM93 196H94V195H93ZM99 196L102 198L103 194H102V196H101V195H99ZM87 197H88V196H87ZM90 197H91V196H90ZM90 197H89V198H90ZM111 197H112V196H111ZM98 198H99L98 196H94V198L92 197L91 199H93V200L95 199V201H96L97 203H99L100 200H99ZM106 198H107V196H106ZM218 200H220V199L218 198ZM91 201H92V200H91ZM106 201H108V199H107ZM106 201H105V202H106ZM220 201H221V200H220ZM220 201H219V202H220ZM102 202H103V201H102ZM213 202H214V201H213ZM90 203H92V202H90ZM230 203H231V202H230ZM92 204H93V203H92ZM106 204H107V203H106ZM106 204H105V208H106ZM221 204H222V203H221ZM210 205H211V204H210ZM229 205H230V204H229ZM100 206H102V204H101ZM225 206H227V205H225ZM94 207H95V206H94ZM96 207H98V206L96 205ZM227 207H228V206H227ZM236 207H237V206H236ZM99 208H100V207H99ZM101 208H102V207H101ZM105 208H104V210H105ZM90 209H92V208H90ZM94 209H95V208H94ZM97 209H98V208H97ZM97 209H96V210H97ZM108 209H109V208H108ZM108 209L106 208V210H108ZM112 209H113V208H112ZM113 210H114V209H113ZM215 210H216V209H215ZM227 210H228V209H227ZM98 211H99V209H98ZM102 211H103V210H102ZM225 211H226V210H225ZM225 211H224V212H225ZM230 211H231V210L229 209V213H228V211H227V214H231ZM232 211H233V210H232ZM99 212H100V211H99ZM118 212H119V210H118ZM92 213H93V209H92ZM101 213H102V212H101ZM215 213H216V212H214V214H215ZM217 213H218V212H217ZM220 213H221V212H220ZM103 214H104V213H103ZM221 214H223V213H221ZM227 214H225V215H227ZM236 214H237V213H236ZM91 215H93V214H91ZM219 215H220V214H219ZM94 216H96V214L93 215V217H94ZM213 216H214V215H213ZM227 216H230V215H227ZM215 217H216V216H215ZM91 218H92V217H91ZM219 218H220V217H219ZM94 219H95V217H94ZM228 219H229V217H228ZM214 220H215V218H214ZM85 221H87V220H85ZM94 221H95V220H94ZM95 222H96V221H95ZM223 222H224V221H223ZM212 223H213V220H212ZM217 223H218V222H217ZM214 224H215V223H214ZM84 225H85V224H84ZM100 225H101V224H100ZM211 225H212V224H211ZM89 226H90V225H89ZM91 226H92V225H91ZM213 226H214V225H213ZM218 226L221 227L220 225H218ZM86 227H87V229H89L88 226H86ZM91 228H94V225H93V227H90V230H91ZM97 228H99V227H97ZM223 228H224V227H222V229H223ZM225 228H226V227H225ZM146 229H147V227H146ZM148 229H149V228H148ZM148 229H147V231H148ZM213 229H217V231H218V229H220V228H217V227H216V228H213ZM90 230H89V231H90ZM93 230H95V229H93ZM93 230H92V231H93ZM97 230H98V229H97ZM220 230H221V229H220ZM220 230H219V231H220ZM85 231H86V230H84V232H85ZM92 231H90V232H92ZM101 231H102V230H101ZM223 231H224V230H223ZM227 231H228V228H227ZM232 231H233V230H232ZM90 232H88V233H90ZM95 232H96V231H95ZM122 232H123V231H122ZM125 232H128V231H125ZM85 233H86V232H85ZM85 233H84V235H85ZM96 233H97V232H96ZM98 233H99V232H98ZM107 233H108V231H107L105 234H107ZM119 233H120V232H119ZM219 233H220V232H219ZM223 233H224V232H223ZM227 233H229V232H227ZM103 234H104V233H103ZM103 234H102V235H103ZM133 234H134V233H133ZM136 234H137V233H136ZM86 235H87V234H86ZM94 235H95V233H94ZM102 235H101V236H102ZM128 235H129V234H128ZM220 235H222V232H221ZM88 236H89V235H88ZM92 236H93V235H92ZM97 236H98V235H97ZM108 236H109V233H108ZM124 236H126V233H124ZM130 236H132V235H130ZM130 236H129V237H130ZM137 236H138V235H137ZM137 236H136V237H137ZM230 236H231V235H230ZM90 237H91V236H90ZM104 237H105V236H104ZM104 237H103V240H104ZM110 237H111V236H110ZM117 237H118V236H117ZM122 237H123V236H122ZM129 237L127 236L126 238L129 239ZM142 237H143V236H142ZM142 237L140 236V238H142ZM219 237H222V236H219ZM93 238H94V236H93ZM106 238H107V237H106ZM108 238H109V237H108ZM144 238H145V237H144ZM228 238H230V237H228ZM94 239H95V238H94ZM100 239H101V238H100ZM109 239H111V238H109ZM114 239H115V238H114ZM128 239H127V240H128ZM131 239H132V238H131ZM134 239H135V238H134ZM134 239H133V242H134ZM150 239H151V236H150ZM157 239L159 240V238H157ZM88 240H90V239L88 238ZM112 240H113V239H112ZM119 240L121 241L120 238L118 239V241H119ZM142 240H143V238L141 239V241H142ZM146 240H148V239H146ZM254 240H255V238H254ZM95 241H96V240H95ZM108 241H109V240H107V242H108ZM118 241H117V242H118ZM122 241H123V239H122ZM135 241H136L137 244H140V243H139V242H140V239L138 240L139 242H137V240H135ZM152 241H153V240H152ZM229 241H230V240H229ZM231 241H232V240H231ZM249 241H250V240H249ZM85 242H86V241H85ZM90 242H92V241H90ZM97 242H98V239H97ZM131 242H132V240H131ZM101 243H103L102 240H101ZM104 243H105V242H104ZM109 243H111V242H109ZM112 243H114V242H112ZM121 243H122V242H119V244H121ZM124 243H125V242H124ZM144 243H145V241H144ZM248 243H249V242H248ZM257 243H258V241H257ZM84 244H85V243H84ZM86 244H87V243H86ZM86 244H85V245H86ZM93 244H95V243L93 242ZM122 244H123V243H122ZM125 244H127L126 246H128L127 241H126ZM132 244H133V243H132ZM145 244H146V246H148L149 243H148V244L145 243ZM153 244H156V242L153 243ZM166 244H167V243H166ZM169 244H170V243H169ZM175 244H176V243H175ZM245 244H247V243H245ZM102 245H103V244H102ZM116 245H117V244H116ZM116 245H115V246H116ZM129 245H130V244H129ZM135 245H136V244H135ZM150 245H152V244L150 243ZM177 245H178V243H177ZM243 245H244V244L242 243V246H241V247H243ZM93 246H94V245H92V247H93ZM97 246H100V245H97ZM106 246H107V245H106ZM109 246H110V245H109ZM115 246H114V247H115ZM119 246H120V245H119ZM136 246H137V245H136ZM136 246H135V247H136ZM165 246H166V245H165ZM178 246H179V245H178ZM237 246H238V245H237ZM94 247H95V246H94ZM110 247L112 248V246H110ZM120 247H121V248H120ZM120 247H119V251H118V252H119L118 257H122V256H124L126 253H127L126 256H128V252H126V249H127V248H125L124 245H121ZM130 247H132V246H130ZM133 247H134V244H133ZM133 247H132V249H133ZM150 247H151V246H148V249H149ZM167 247H168V246H167ZM179 247H180V246H179ZM232 247H233V246H232ZM232 247H231V248H232ZM241 247H240V248H241ZM244 247L246 248V246H244ZM32 248H34V247H32ZM99 248H100V247H99ZM101 248H102V247H101ZM107 248H108V247H107ZM111 248H109V249H111ZM137 248H138V247H137ZM137 248H135V249H137ZM139 248H140V249H139ZM139 248L137 249V251H136L135 249H133V250L136 251V252L134 251L136 254H140V252L145 251V250L141 249L140 246H139ZM151 248H152V247H151ZM172 248H173V247H172ZM92 249H93V248H92ZM116 249H117V248H116ZM144 249H145V248H144ZM234 249H235V247H234ZM111 250H112V249H111ZM117 250H118V249H117ZM173 250H174V249H172V253H175V252H173ZM237 250H238V249H237ZM237 250H236V252H237ZM262 250H263V249H262ZM88 251H89V250H88ZM99 251H100V250H99ZM99 251H98V252H99ZM103 251L105 252V250H103ZM103 251H101V252H103ZM232 251H233V250H231V253H232ZM96 252H97V251H96ZM113 252H114V251H113ZM147 252H148V250H147ZM167 252H168V251H167ZM176 252H177V251H176ZM238 252H239V251H238ZM91 253H92V252H91ZM99 253H100V252H99ZM111 253H112V252H111ZM114 253H115V252H114ZM129 253H130V251H129ZM142 253H143V252H142ZM149 253H150V252H149ZM149 253H148V255H149ZM164 253H165V252H164ZM263 253H264V251H263ZM107 254H109V253H107ZM116 254H117V253H116ZM116 254H115V255H116ZM132 254H133V253H132ZM166 254H167V253H166ZM234 254H235V253H234ZM92 255H93V254H92ZM102 255H105V254H102ZM111 255H112V254H111ZM129 255H130V254H129ZM169 255H170V254H169ZM169 255H168V256H169ZM94 256H95V255H94ZM113 256H114V255H113ZM138 256L141 257L140 255H138ZM142 256H143V255H142ZM153 256H154V255H153ZM153 256H152V257H153ZM175 256H176V255H175ZM230 256H231V255H230ZM100 257H101V256H100ZM118 257H117V258H118ZM128 257H130V256H128ZM145 257H146V256H145ZM145 257H144V259H146V260H145L146 262H147V261H150V260H147V258H145ZM169 257H170V256H169ZM93 258H94V257H93ZM122 258H123V257H122ZM133 258H134V257H133ZM136 258H138V257H136ZM163 258H164V257H163ZM104 259H107V258L104 257ZM114 259H115V258H114ZM114 259L111 260V256L109 255V260H107V261L112 262L113 264H120V263H121V262H120L121 260L119 261V259H117V261H116V259H115L116 262L114 263V262H113ZM130 259H131V258H130ZM141 259H143V257H141ZM144 259H143V260H144ZM166 259H167V258H166ZM235 259H236V258H235ZM238 259H239V258H238ZM263 259H264V258H263ZM88 260H89V259H88ZM90 260H91V258H90ZM132 260H133V259H132ZM94 261H95V259H94ZM96 261H97V260H96ZM99 261H100V260H99ZM102 261H103V260H102ZM122 261H123V259H122ZM140 261H141V260H140ZM140 261H139V262H140ZM163 261H164V259H163ZM263 261H264V260H263ZM89 262H90V261H89ZM92 262H93V261H92ZM132 262H134V260H133ZM142 262H143V261H142ZM150 262H151V261H150ZM85 263H87V262H85ZM99 263H100V262H99ZM103 263H104V262H103ZM112 263H111V264H112ZM140 263H141V262H140ZM147 263H148V262H147ZM87 264H88V263H87ZM93 264H94V263H93ZM123 264H124V263H123ZM145 264H146V263H145ZM151 264H153V263H151ZM154 264H155V263H154ZM164 264H165V263H164ZM169 264H170V261H169Z\"/></svg>", "mask_w": 264, "mask_h": 264}]
</instances>
